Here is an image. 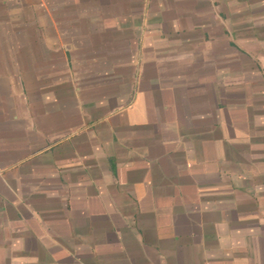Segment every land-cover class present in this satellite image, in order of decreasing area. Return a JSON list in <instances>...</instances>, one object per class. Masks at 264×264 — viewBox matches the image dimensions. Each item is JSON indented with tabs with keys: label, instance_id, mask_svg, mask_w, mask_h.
<instances>
[{
	"label": "crops",
	"instance_id": "crops-1",
	"mask_svg": "<svg viewBox=\"0 0 264 264\" xmlns=\"http://www.w3.org/2000/svg\"><path fill=\"white\" fill-rule=\"evenodd\" d=\"M0 264H264V0H0Z\"/></svg>",
	"mask_w": 264,
	"mask_h": 264
}]
</instances>
